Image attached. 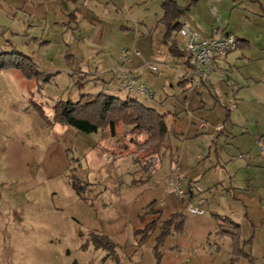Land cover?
Returning a JSON list of instances; mask_svg holds the SVG:
<instances>
[{"label":"rangeland","instance_id":"1","mask_svg":"<svg viewBox=\"0 0 264 264\" xmlns=\"http://www.w3.org/2000/svg\"><path fill=\"white\" fill-rule=\"evenodd\" d=\"M133 1L136 0L130 2ZM76 3L79 10L72 13L74 17L68 13V17L74 19L58 18L67 11L71 12V5ZM135 3L134 8L128 11L120 0H43L40 9L45 13L39 11L41 29L47 34L54 27L59 30L51 33L55 42L45 54L29 52L45 74L40 79L30 80L15 69L0 71V264H123L128 258H140L146 245L153 243L154 237H149L139 245L140 236L136 232L142 225L133 213V209L147 207L153 201V198L150 200L153 182L145 177L139 178L141 173L132 160L133 152L124 154L118 161L113 160L120 156L121 151V148H115L131 138L137 146L135 152H142L145 145H150L143 142L146 135L132 133L125 126H120L116 135L108 134L102 137L105 141L95 142L94 134L54 120L57 101L77 100L85 93L101 91V82H86V78H95L100 72L112 74L122 67L130 71L136 65L132 58L141 62L137 64L141 67V77L145 81L156 82L155 97L151 102H157L153 104L168 109L175 100L173 93L182 90L177 88L178 75L183 76L186 66L181 63L183 57L172 54L168 45L160 41L161 36H158L159 41L156 39L157 28L154 27L162 24L153 19L156 3H148L149 10L145 11L151 17L144 21L137 20L135 10L139 5ZM90 5L94 8L102 6L105 11L94 14ZM203 6L199 1L189 11L197 13L201 8L203 10ZM118 9L119 14H115ZM240 14L239 11L233 12V20L243 25ZM63 22L66 25H61ZM217 24H220L219 20ZM123 25L128 28L123 29ZM176 38L181 47L184 39L181 36ZM3 49L0 54L11 53ZM135 50H139L141 55H135ZM183 56L186 58L185 54ZM150 64L156 65L159 71L152 72ZM174 67L177 70L174 71ZM142 80L139 81L145 83ZM185 83L189 85L186 89L194 88L190 82ZM162 100L165 105L158 103ZM227 106L234 114V106ZM205 108L206 112L214 115L215 108L211 102L202 109ZM178 111L183 113V107ZM173 112L167 116L170 129ZM238 115L244 116L242 110ZM256 118L251 119L255 121ZM207 119L212 123L210 118ZM173 126L174 130L168 133L170 137L176 135V123ZM253 129L243 135V140L247 139L246 145H250L249 139L252 144L253 140L259 143V136ZM178 139L182 149L184 139L181 136ZM232 144L234 142L225 146L212 145V155L206 159L207 162L214 158L217 147L220 153L227 148L231 151V159L237 162H245L252 156L248 152L249 147L243 145L239 146L240 149L248 150H242L241 155L245 158H239V148L235 150V144ZM253 149L262 151L260 145ZM165 154L170 157V152ZM139 161L143 167L148 160ZM162 163L160 157L158 170ZM179 174L182 176L183 173ZM73 182L77 183L78 191ZM195 190L197 198L201 194ZM205 193L208 199L203 209L207 213L204 216L208 217L210 212L217 211L220 195L217 191ZM162 196L157 200L159 208L164 202ZM190 196L188 194L191 200ZM176 200L183 203L181 209L187 225L191 203L182 202L181 197ZM194 206L199 207L197 204ZM200 229L191 225L189 232H177L172 236L194 235ZM168 240L174 241L172 237ZM168 256L165 254L166 258ZM144 263L148 264V256H145Z\"/></svg>","mask_w":264,"mask_h":264},{"label":"crops","instance_id":"2","mask_svg":"<svg viewBox=\"0 0 264 264\" xmlns=\"http://www.w3.org/2000/svg\"><path fill=\"white\" fill-rule=\"evenodd\" d=\"M42 1L0 0V50L2 48L8 52L17 50L32 59L33 55L30 52H41L43 55L49 50V46L55 42L51 33L58 32L59 29L54 27L53 31L48 34L41 29L39 11L45 13L43 9H40ZM130 1L120 0L121 5L125 6L128 11L133 9V3L137 2L139 8L135 10V16L138 21H144L151 17L145 10H149L148 3L153 1L156 3L157 10L153 19L160 21L163 14V0ZM187 1L181 2L179 0V3L183 6ZM200 3H202V6L204 5L203 10L201 8L197 13L189 11L180 19L181 23L189 24L190 27L205 36H210L216 28L222 27L239 39L235 50L218 59L217 70L212 74L210 83L204 84L200 88L188 87L186 89L188 84L183 81L182 76L179 74L177 88L182 90L173 93L175 100L170 103L168 109H164L153 104L157 102L156 100L151 102V99L155 97L154 88L157 85L156 82L145 81L141 77V67L137 65L141 62L138 59L132 58V62L136 65L130 68V74L138 80L143 79L144 81H142L151 88L152 95L148 99L147 96L127 92L120 86L121 68L112 74L106 72L96 73L95 78H86V82H101L103 87L99 92H105L121 99L137 97L147 106L156 109L161 114H165L166 121L168 114L174 110L171 121L172 128L170 129L168 122L167 124L170 131L174 130L173 125L176 123L177 131L174 132L176 135L170 137L167 134L162 149L159 154L156 153L164 163H162L160 170H158L157 165L154 173L148 174L144 165L142 167V160L140 163L135 157L134 152L137 150V146L134 143V138L129 139V142L126 140V143H122V145L120 144L115 148H121V151H119L120 156L113 158L114 161H118L119 157L124 154L133 152L132 160L137 163L139 167L137 170L141 175L143 173V176L140 175L139 178L145 177L147 181L153 182V187L150 189L152 190L150 191V200L153 198L151 203L156 202L155 209L147 212V207L151 203L147 207L133 209L134 216L140 220L141 229L159 217L161 220H167L171 215L179 212L182 213L185 219L184 212L181 209L183 203L176 200L179 199V196L170 190L168 183L176 162L179 166V172L183 173L181 187L186 197L181 198L182 202L191 203L193 206L197 204L198 208L204 210V203L208 199L205 197L206 191L212 194L217 191L220 195L217 211H209L211 216L205 217L204 215L207 214L205 211L202 214L189 211L187 225L185 219L184 229L180 232H189L191 225H194L195 228H201L200 231H195L194 235L187 234L181 237L172 236L177 232L169 235L161 247L162 256L159 264H250L247 255L235 254V241L230 234H217L220 224L223 223L219 216L228 217L239 224V248L254 258L255 264H264V0H201ZM70 10L72 11H67L64 16H58V18L65 20L68 13H71V16L74 17L72 13L79 10L77 3L71 5ZM196 10H198V7ZM227 10L230 11V14ZM90 11L94 14H101L105 11V8L102 6L94 8L90 5ZM237 11L241 13L239 18L244 20L243 25H239L238 21L233 20V12L237 13ZM115 14H119V9L118 13ZM72 17L68 18L74 19ZM218 20L220 21L219 25L217 24ZM61 25H66V23L63 22ZM122 28L128 27L123 25ZM156 28L157 41H159L158 36H161L160 41L164 43L163 35L166 32V27L163 24H156L154 29ZM61 32L64 33L62 30ZM177 33L174 34L176 42V37H179ZM183 43L180 47L177 42L181 49H183ZM38 45H41V47H38ZM181 57H183L181 63L186 66V58L183 55ZM115 79L117 83L114 84ZM190 89L193 91L191 92ZM232 98L235 101H232ZM164 100L158 103L165 105ZM209 102L215 108L214 115L206 112V108L202 109ZM177 104H180L179 109L183 107V113L178 111ZM226 104L234 106L233 108L236 109L234 114L233 110L230 111ZM241 110L243 117L238 115ZM188 112H190L189 115H187ZM237 112L239 113L237 114ZM255 116L257 118L254 121L251 118ZM247 117H250V119ZM207 118H210L212 123ZM220 124L224 128L217 130V126ZM125 128L128 131L131 129V127L126 126ZM252 128H254L253 132L259 136V143L253 140L252 144L249 139L250 145H246L247 139L243 140L245 139L243 135ZM92 134L96 137L95 142L105 141L101 132ZM128 135L129 133L126 137ZM179 136L184 139L182 149L179 145L181 143L178 139ZM230 142H234L235 145H232L236 147L235 150L239 148V155L242 154V150L247 149H240L239 146L244 145L249 147V150H247L252 156L245 162H237L231 159V151L224 148L225 150L220 153L217 147L214 151V158L207 162L206 159L212 155V145L219 146V144H222L225 146ZM259 145L262 147V151L256 152L253 148ZM165 152H170L169 158H167ZM239 158H245V156L241 155ZM109 159H112V157H109ZM167 159L168 162H166ZM201 161L204 162L201 163ZM135 182L136 178L133 179L132 183ZM201 182L204 183V186ZM197 186L201 190H198ZM194 188L201 194L197 198ZM162 194L161 198H164V202L159 208L157 200ZM188 194L191 195V200ZM205 226L208 228L204 229ZM158 234L159 228L150 236V239L154 237V241L152 244L146 245L143 251L144 255L137 259L128 258L123 264H145V256H148V264H157L154 246ZM171 237L174 241L172 240V243L171 241L167 242L168 238ZM165 254L169 256L166 258Z\"/></svg>","mask_w":264,"mask_h":264},{"label":"trees","instance_id":"3","mask_svg":"<svg viewBox=\"0 0 264 264\" xmlns=\"http://www.w3.org/2000/svg\"><path fill=\"white\" fill-rule=\"evenodd\" d=\"M199 1L201 0H188L183 6L180 5L179 0H163L162 2L163 14L160 22L166 27L163 42L176 56L185 54L174 39V34L182 26L180 19ZM0 56V71L15 69L30 80L40 79L45 74L37 67L33 59L23 52L14 50L8 54L1 53ZM54 120L75 127L84 133L101 132L102 137L108 134L116 135L120 126L131 127L130 132L145 134L146 138L143 142L150 144L144 146L142 152H135L138 153L137 160L148 159L152 154L158 153L169 133L165 114L147 106L137 97L121 99L105 92L83 94L77 101L71 99L57 101L54 104ZM73 186L78 191L79 187L76 182H73ZM155 205L156 202H152L147 212L153 211ZM219 219L223 223L220 224L217 234H230L235 241V254L247 255L250 264H255L254 258L239 248V224L228 217L219 216ZM184 226L185 219L181 212L171 215L167 220H161L159 217L148 223L145 228L137 230L136 235L140 236L139 245L144 244L159 228L154 246V255L159 264L162 256L161 247L165 240L172 233L182 231Z\"/></svg>","mask_w":264,"mask_h":264},{"label":"built area","instance_id":"4","mask_svg":"<svg viewBox=\"0 0 264 264\" xmlns=\"http://www.w3.org/2000/svg\"><path fill=\"white\" fill-rule=\"evenodd\" d=\"M184 39L183 50L186 56V67L183 73V81L190 82L194 88H200L203 84L211 82L212 74L217 70V61L222 56H225L236 49L239 39L233 33L225 31L222 27L216 28L210 36L202 35L197 30L190 27L187 23H182L181 28L177 33ZM124 52H126L124 50ZM134 54L141 55L139 50H135ZM128 60L127 57L124 58ZM152 72H158L159 68L154 65H149ZM177 70V68H173ZM122 77L120 80V86L127 92H134L140 96H151L150 88L141 83L136 77L130 74V71L121 68ZM224 126L222 124L217 126V130H222ZM144 167L148 174H153L160 157L157 155L149 157ZM169 177V188L175 192L179 197L185 198L186 194L181 187V175L179 174L178 163ZM198 190H201L197 186ZM189 211L191 213L202 214L204 210L197 208L190 204Z\"/></svg>","mask_w":264,"mask_h":264}]
</instances>
